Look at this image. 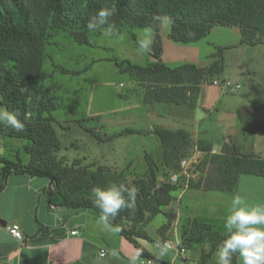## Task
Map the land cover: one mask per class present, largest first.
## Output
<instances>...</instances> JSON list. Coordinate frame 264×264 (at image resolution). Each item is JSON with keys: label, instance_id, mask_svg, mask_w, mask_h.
Wrapping results in <instances>:
<instances>
[{"label": "trees", "instance_id": "trees-1", "mask_svg": "<svg viewBox=\"0 0 264 264\" xmlns=\"http://www.w3.org/2000/svg\"><path fill=\"white\" fill-rule=\"evenodd\" d=\"M111 7H115L116 12L110 22L88 31L89 18L101 8ZM162 19L170 23L169 38L177 43L198 42L213 26L220 25L239 28L241 44L264 45V0H0V107L18 112L19 119L25 124L23 132L0 125V144L6 138L30 142L24 147L29 155L27 163H22L19 157L12 161L0 156V191L11 174L46 178L49 186L44 193L48 207L60 206L72 212L89 211L100 219L99 210L91 202L93 187L116 183L135 188L134 211L122 210L111 223L120 229L115 230L120 236L141 251L142 258L153 264L169 263L146 251L138 241L150 239L144 228L159 214L167 218L159 230L160 235L171 228L175 214L163 209L172 202L173 192L180 187L184 189V183H180L182 177L177 184L170 178L159 182L157 163L172 171L169 177L177 174L181 161L189 154L190 133L182 128L174 131L153 128L160 144V161L146 155L148 170L144 176L119 180L115 178L116 173L106 167L99 166L91 171L96 164L81 167L79 159L66 166L65 159L57 157L60 142L52 112L60 107V103L48 91L39 99L33 93L51 77L43 70V61L47 57L46 45L57 31L66 32L79 45H90V34L99 35L101 28H107L111 35L120 33L122 28H152V62L140 66L127 60H114L115 65L120 72L131 76L136 85L134 91L141 94V104L145 108L155 104L197 107L201 86L223 72V48H217L206 67L193 64L168 67L161 60L159 22ZM58 69L62 74L81 73ZM55 88L59 86L50 87ZM262 107L264 105L260 104ZM197 142L204 145L201 140ZM207 155L196 166V180H190L186 189L231 194L239 176L264 178V159L243 154L233 143L222 145L219 155ZM215 163L218 169L212 170ZM52 234L50 228L40 225L32 237ZM226 236L221 221L214 222L206 216L193 217L181 227L179 242L185 250L201 247L200 264H208ZM237 256L233 258V264H238Z\"/></svg>", "mask_w": 264, "mask_h": 264}, {"label": "rangeland", "instance_id": "rangeland-1", "mask_svg": "<svg viewBox=\"0 0 264 264\" xmlns=\"http://www.w3.org/2000/svg\"><path fill=\"white\" fill-rule=\"evenodd\" d=\"M170 28L167 19L160 20L163 48L161 60L168 67L175 68L184 64L206 67L211 63L210 56L217 48H223V72L214 76L213 80L220 85L222 81H229L239 86L238 89H226L221 95L225 106L236 102L232 110L225 111L226 108L222 106L221 109L211 111L210 117L202 121L197 118L198 109L155 104L146 107L149 113L142 110L141 94L134 91L135 82L128 73L120 72L114 60H127L140 66L151 63L152 28H122L116 35H111L107 28H101L99 35L90 34V45H79L66 32L57 31L46 45L47 57L43 61V70L51 77L42 82L33 95L39 99L48 91L60 103L52 116L65 127L62 129L57 123L54 125L60 142L56 155L65 159L66 166L79 159L81 167L95 163V167L90 168L91 171L103 166L110 172H115V178L119 180L144 176L148 170L146 155L160 161V144L153 128L177 130V117L182 118L184 115L185 124L180 127L186 129L191 136L189 154L183 158L191 161L186 169L190 175L188 183L196 180V166L202 163L206 154L209 157L219 155L225 143H233L241 148L243 154L257 155L264 159V107L260 108V104L264 105V45L241 44L239 28L220 25L213 26L198 42L177 43L169 38ZM58 67L81 73L62 74ZM211 82L202 85L201 91L212 94L215 90L222 89L220 85L216 87ZM53 85L59 88L50 89ZM156 111L162 117H158ZM198 140L204 145L198 143ZM29 143L25 139L6 138L0 144V156L12 161L19 157L22 163H27L29 155L24 147ZM213 149L215 153H212ZM157 167L158 181H168L172 171L165 169L160 162ZM213 169H218L216 163L213 164ZM182 171L180 167L178 173ZM181 177L184 181L180 183L183 184L186 178L183 174ZM260 191L258 195L261 198L256 200L264 202V187ZM227 195L229 194L178 188L173 192L170 205L163 209L164 212H174L179 217L165 232L168 235L165 241L176 247L175 242L176 239L179 240L183 224L190 218L210 215L206 211L213 209L212 204H217L216 196ZM224 198L225 209L230 198ZM166 222L164 214L157 215L144 228L150 239L138 242L149 253L157 254L163 260L176 259V264H200L201 247L186 249L181 254L187 259L185 262L174 249L164 246L159 230ZM162 250L165 251L161 256ZM216 263L215 253L208 264Z\"/></svg>", "mask_w": 264, "mask_h": 264}, {"label": "crops", "instance_id": "crops-1", "mask_svg": "<svg viewBox=\"0 0 264 264\" xmlns=\"http://www.w3.org/2000/svg\"><path fill=\"white\" fill-rule=\"evenodd\" d=\"M223 92L222 89H217L212 94L200 92L197 107L193 108L199 110L197 118L200 121L209 118L211 111L223 107L226 108L225 111L232 110L236 102L228 106L222 104ZM144 109L146 110L142 106V110ZM146 112L149 113L147 110ZM156 112L158 117H162L161 113ZM184 117L185 115L182 118L177 117L176 124L179 128L185 124ZM192 117L194 118L193 114ZM48 186L47 179L19 174L7 177L5 187L0 191V264H129L137 253L132 244L114 229L105 230L100 219L89 211L72 212L60 206L48 207V198L44 193ZM262 187L264 178L239 176L233 193L216 196L217 204H212L213 209L206 211L210 215L205 216H210L213 221H221L224 225V219L230 212L233 195L240 194L249 204L264 203L256 200L258 197L261 198L258 193L262 191H260ZM224 197L230 198L225 209ZM174 214L175 220L172 225L179 219L178 215ZM12 223L20 225L22 240H17L8 233L7 228ZM40 225L50 228L53 234L33 238L32 235ZM72 231L77 233L71 235ZM161 237L165 241L168 235L164 232ZM139 244L146 250L142 243ZM101 252L103 256H100ZM154 255L158 257L157 254ZM180 258L187 261L181 255ZM141 260L142 257L137 264H141ZM175 260L163 261L176 264ZM237 262L242 264L238 256Z\"/></svg>", "mask_w": 264, "mask_h": 264}, {"label": "clouds", "instance_id": "clouds-1", "mask_svg": "<svg viewBox=\"0 0 264 264\" xmlns=\"http://www.w3.org/2000/svg\"><path fill=\"white\" fill-rule=\"evenodd\" d=\"M115 12V7L98 10L87 22L88 31H94L108 24ZM0 125L10 127L16 132L25 130V124L19 119V113L6 108H0ZM90 197L92 204L100 212V223L103 228L112 231L115 226L111 221L122 210L134 211L137 190L125 184L112 183L106 187H93ZM223 226L227 236L217 246V264H233V258L237 255L242 264H264V203L249 204L240 194H234L230 212L225 217ZM115 230L120 231L118 227H115ZM164 251H161V256ZM140 257L141 251L137 250L136 256L129 264H137Z\"/></svg>", "mask_w": 264, "mask_h": 264}, {"label": "built area", "instance_id": "built-area-1", "mask_svg": "<svg viewBox=\"0 0 264 264\" xmlns=\"http://www.w3.org/2000/svg\"><path fill=\"white\" fill-rule=\"evenodd\" d=\"M213 85H216V86H219L220 83H218L217 81H213L212 83ZM223 90H226V89H238L239 86L238 85H233L232 83H230L229 81H222L221 82V85ZM212 153H215V149L212 150ZM191 163V161H187L186 159H183L180 163V167H182L183 171L180 172V173H177V174H173L171 175L170 177V181L173 183V184H177L179 182V178L181 176V174L185 175V178H186V182L184 183V189L187 188V184H188V179H189V174L187 173L186 169L188 167V165ZM8 233L15 239L17 240H22L23 238V235H22V231H21V228H20V225L17 224V223H12L11 225L8 226ZM77 232L76 231H72L71 232V235H74L76 234ZM164 246L167 248V249H174L176 254H178L179 256L185 252V249L181 247L180 245V242L178 239H176V242H175V245L176 247H173L171 245H169L167 242H164L163 243ZM100 256H103V252H101ZM141 264H153L151 260L149 259H143L141 260Z\"/></svg>", "mask_w": 264, "mask_h": 264}]
</instances>
